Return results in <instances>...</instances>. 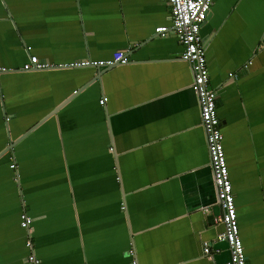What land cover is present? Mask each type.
<instances>
[{
  "label": "crops",
  "instance_id": "obj_1",
  "mask_svg": "<svg viewBox=\"0 0 264 264\" xmlns=\"http://www.w3.org/2000/svg\"><path fill=\"white\" fill-rule=\"evenodd\" d=\"M171 23L168 0H0V264H29L24 213L41 264L230 259L193 73L155 33ZM201 35L246 261L264 264V0H214Z\"/></svg>",
  "mask_w": 264,
  "mask_h": 264
},
{
  "label": "built area",
  "instance_id": "obj_2",
  "mask_svg": "<svg viewBox=\"0 0 264 264\" xmlns=\"http://www.w3.org/2000/svg\"><path fill=\"white\" fill-rule=\"evenodd\" d=\"M214 0H168L171 9L172 23L170 27L162 26L155 29L158 36L174 34L184 47L182 59L186 61L193 73L192 90L196 93L200 109L201 125L204 130L206 144L210 156L217 191L218 204L222 210L220 222L224 232L218 239L228 244L230 259L222 264H247L244 245L239 234V223L232 183L220 130V119L217 113V94L209 85V71L206 56V41L201 35L203 23L207 21ZM129 60L124 52L118 51L106 61L83 60L65 65L66 67H107L114 64H127ZM60 67V66H59ZM58 65L40 61L37 56H30L23 67L26 71H45L59 68ZM6 69L0 67V72ZM106 98L100 101L104 105ZM16 168V165H11ZM33 218L24 213L21 226L28 232L26 247L32 252L28 256L29 264H41L34 253L32 245ZM205 254H210L208 243H204ZM133 254V251H130ZM133 264H137L133 262Z\"/></svg>",
  "mask_w": 264,
  "mask_h": 264
},
{
  "label": "water",
  "instance_id": "obj_3",
  "mask_svg": "<svg viewBox=\"0 0 264 264\" xmlns=\"http://www.w3.org/2000/svg\"><path fill=\"white\" fill-rule=\"evenodd\" d=\"M9 151V150H8Z\"/></svg>",
  "mask_w": 264,
  "mask_h": 264
}]
</instances>
